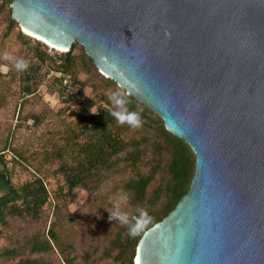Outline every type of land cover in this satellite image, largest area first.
<instances>
[{"label":"water","instance_id":"water-1","mask_svg":"<svg viewBox=\"0 0 264 264\" xmlns=\"http://www.w3.org/2000/svg\"><path fill=\"white\" fill-rule=\"evenodd\" d=\"M23 30L80 42L189 144V189L134 264H264V0H13Z\"/></svg>","mask_w":264,"mask_h":264},{"label":"rangeland","instance_id":"rangeland-1","mask_svg":"<svg viewBox=\"0 0 264 264\" xmlns=\"http://www.w3.org/2000/svg\"><path fill=\"white\" fill-rule=\"evenodd\" d=\"M12 1L0 0V168L3 167L2 160H5L11 178L18 186L35 175L43 176L52 196L40 219L12 218L8 226L0 224V248L20 244L34 234L45 237L51 227L59 235V246L65 253L57 246L54 251L32 257L43 256L53 264H63L66 255L74 257V264H125L112 257H105L106 251L112 254L117 252V233L126 226L117 220H109V216L110 211L114 210V201L125 193L124 183L136 177L137 172L125 162L119 163L111 177L102 181L97 190L78 187L73 196L63 190L64 178L57 170L59 161L54 157L53 150L65 144L69 131L78 126L76 116L84 96L95 100L96 105L92 111L97 112L104 107L116 110L110 100L113 93H122L129 102L133 101L130 99L133 95L127 94L115 80L102 74L84 46L75 42L73 54L77 59L76 78L81 93L78 102L58 100V88L42 87L40 77L49 68H59L65 51L25 32L12 18ZM37 41L42 43L41 50L47 55L34 73L32 92L27 94L25 77L15 68L14 60H35ZM5 52L12 55L14 60L2 59ZM135 99L136 102L133 101L131 105L134 109L127 107L129 111L141 114L143 126L138 129L130 127L132 133L140 134L145 126L155 128L163 121L154 111L148 112V106ZM6 146L10 147L9 151H2ZM12 150L22 152L27 161L11 159L14 158ZM75 152L72 146L67 145L63 159L71 162ZM148 169L146 165L141 167L144 173ZM157 183L158 179L154 185ZM121 211L132 216L134 207L128 201L122 205ZM13 262L0 259V264Z\"/></svg>","mask_w":264,"mask_h":264},{"label":"trees","instance_id":"trees-1","mask_svg":"<svg viewBox=\"0 0 264 264\" xmlns=\"http://www.w3.org/2000/svg\"><path fill=\"white\" fill-rule=\"evenodd\" d=\"M37 45L36 59L30 58L29 68L21 71L25 77L27 94L32 92L31 81L34 73L47 55L41 50L40 41H37ZM74 48L73 44L70 50L63 52L59 67L72 73L76 81L75 91L79 97L81 90L78 88L76 78L77 59L73 54ZM130 99L136 102L133 96ZM133 101L128 103L131 109H134L131 106L134 104ZM95 105L93 98L88 96L82 98L76 116L78 126L69 131V138L65 144L53 150L54 157L59 161L57 170L64 178L63 190L73 196L78 187L89 191L97 190L102 181L111 177L119 163L125 162L137 172L136 177L124 183L123 190L129 195V203L134 207L133 215H138L139 209H145L152 220L144 231L134 238L127 235L126 225L117 233L116 243L119 248L117 252L105 253V257H112L125 264H134L137 245L143 233L167 216L187 193L195 172L196 156L185 140L166 129L164 121L155 128L145 126L142 133L134 134L127 124L120 125L110 115L112 108L104 107L92 113ZM147 110L151 112V109ZM67 145L72 146L76 151L71 162L63 159ZM9 149L10 147L6 146L2 151ZM12 151L14 158L11 159L27 161L22 152ZM2 164L3 167L0 168L1 226H8L12 218L40 219L45 205L52 196L44 177L35 175L18 186L11 178L7 162L2 160ZM145 165L149 167L146 173L141 171V167ZM36 169L40 173V169L38 167ZM157 179L158 183L154 185ZM59 244V235L50 227L45 237L34 234L20 244L0 248V259L14 261L12 264H53L43 256L31 255L54 251L55 247H60ZM60 251L65 253L61 247ZM63 264H74V257L64 256Z\"/></svg>","mask_w":264,"mask_h":264},{"label":"clouds","instance_id":"clouds-1","mask_svg":"<svg viewBox=\"0 0 264 264\" xmlns=\"http://www.w3.org/2000/svg\"><path fill=\"white\" fill-rule=\"evenodd\" d=\"M2 59L7 61L14 60L13 56L7 52L4 53ZM14 66L19 71H25L29 68L30 63L28 60L19 59L14 60ZM110 100L116 108V110L111 111L110 115L120 125L127 124L133 129H138L143 126L141 114L136 111H129L127 107L129 101L124 97L122 93H113L110 97ZM128 201L129 195L127 193L120 194L114 201V210L110 211L109 220H117L121 225H127V235L134 238L144 231L146 226L151 222L152 217L149 216L148 212L145 209H139V214L133 216H130L127 212L121 211L122 205H126Z\"/></svg>","mask_w":264,"mask_h":264},{"label":"built area","instance_id":"built-area-1","mask_svg":"<svg viewBox=\"0 0 264 264\" xmlns=\"http://www.w3.org/2000/svg\"><path fill=\"white\" fill-rule=\"evenodd\" d=\"M42 87L58 88V100L63 102H78L75 91L76 81L71 72L62 68H49L40 77Z\"/></svg>","mask_w":264,"mask_h":264},{"label":"bare ground","instance_id":"bare-ground-1","mask_svg":"<svg viewBox=\"0 0 264 264\" xmlns=\"http://www.w3.org/2000/svg\"><path fill=\"white\" fill-rule=\"evenodd\" d=\"M25 32H27L28 34H30V35H32V36H35L36 38H39V39L44 40L45 42H47V43H48L50 46H52V47H55V48L60 49V50H66V49H64V48H62V47H59V46H57V45H54V44L50 43L49 41H47V40H45V39H43V38H40L39 36L33 34V33L30 32V31L25 30Z\"/></svg>","mask_w":264,"mask_h":264}]
</instances>
